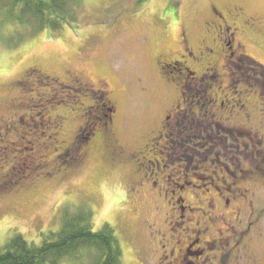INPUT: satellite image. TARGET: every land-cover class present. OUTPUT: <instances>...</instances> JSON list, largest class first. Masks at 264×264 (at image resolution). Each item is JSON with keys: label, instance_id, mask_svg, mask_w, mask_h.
I'll return each mask as SVG.
<instances>
[{"label": "rangeland", "instance_id": "1", "mask_svg": "<svg viewBox=\"0 0 264 264\" xmlns=\"http://www.w3.org/2000/svg\"><path fill=\"white\" fill-rule=\"evenodd\" d=\"M137 1L82 0L76 24L0 44V251L39 246L68 204L123 264H171L185 237L193 264H264V0ZM214 8L251 59L235 74Z\"/></svg>", "mask_w": 264, "mask_h": 264}, {"label": "trees", "instance_id": "2", "mask_svg": "<svg viewBox=\"0 0 264 264\" xmlns=\"http://www.w3.org/2000/svg\"><path fill=\"white\" fill-rule=\"evenodd\" d=\"M82 4V0H0V44L12 49L39 32L59 33L76 24ZM59 219V230L43 235L39 246L14 235L0 251V264H123L114 230L104 225L94 232L89 208L65 204Z\"/></svg>", "mask_w": 264, "mask_h": 264}, {"label": "flooded vegetation", "instance_id": "3", "mask_svg": "<svg viewBox=\"0 0 264 264\" xmlns=\"http://www.w3.org/2000/svg\"><path fill=\"white\" fill-rule=\"evenodd\" d=\"M212 11H213L212 15L217 19V22H218V25L214 26V28H213L214 31L212 33V35L214 36V40L219 44V47H220V50H218V52L219 53H225V51H227L229 53V55H228L229 57L226 56L227 59H230L232 57L236 59V63L231 62V64H233V68H232L231 73L235 74L236 73L235 70L237 71L239 69L238 67H239V64L240 65L242 64V60L243 59H250V57L247 55L236 56V52L238 50L236 51L237 48H235V45L237 44L238 49L243 48V46L240 43H237L236 37L239 34L237 32L238 28L235 26L231 27L228 24L227 19L220 12H218L217 9L214 8ZM235 13H236L235 9L229 11V17H231L232 21L237 20L238 18H241V20H244L243 15L238 16V15H235ZM245 24H247L246 21H245ZM188 55H190V54L188 53ZM226 62L227 61L225 60V63ZM228 62H230V61H228ZM237 63H238V65H237ZM173 65H175V64L173 63ZM213 70H215V69H213ZM108 104L115 111L114 103L112 101H109ZM183 104H184V102H182V105ZM222 104H223V102L221 103V106H222ZM178 110H180V106L176 107L172 112H175V115H176L177 114L176 112ZM174 118L176 119V117H174ZM167 120H169V119H167ZM177 202L182 204L181 211L183 212L186 209V207L183 206L184 199H179V201H176V203ZM225 203L228 205L229 201H225ZM237 215H238V212L236 213V216ZM198 224H199V222L196 223L197 226H198ZM192 233L194 236L198 235V232H192ZM196 242H197V240L193 241V240H191V238L185 237L182 242H179L177 245H174L173 248L169 249L168 253H165L166 259H170L172 261L171 264H193L192 261H189V258L191 256H193V253L192 254L190 253L191 252L190 248ZM195 257H197V255Z\"/></svg>", "mask_w": 264, "mask_h": 264}]
</instances>
